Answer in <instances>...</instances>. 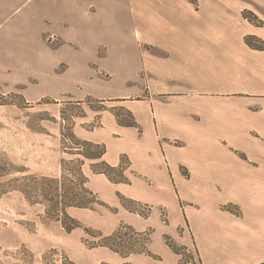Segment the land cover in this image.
Masks as SVG:
<instances>
[{"label": "crops", "instance_id": "obj_1", "mask_svg": "<svg viewBox=\"0 0 264 264\" xmlns=\"http://www.w3.org/2000/svg\"><path fill=\"white\" fill-rule=\"evenodd\" d=\"M245 10L264 21V0H0L8 75L31 68L23 77L37 99L118 103L142 129L119 125L109 110L75 126L79 139L106 146L108 164L128 157L131 183L85 165L88 187L107 206L73 210L104 237L122 224L151 231L157 258L75 242L76 264H175L164 236L180 242L179 231L204 264L264 261V51L245 40L264 41V26L251 25ZM96 117L102 126L88 129ZM120 195L151 206L150 216L127 210Z\"/></svg>", "mask_w": 264, "mask_h": 264}, {"label": "rangeland", "instance_id": "obj_2", "mask_svg": "<svg viewBox=\"0 0 264 264\" xmlns=\"http://www.w3.org/2000/svg\"><path fill=\"white\" fill-rule=\"evenodd\" d=\"M185 1L196 4L199 0ZM248 13L251 11H243V17ZM255 17L256 23L245 19L256 28L263 27L264 21L257 15ZM251 37H255L257 42L262 41L255 35L247 36L245 40ZM139 41L144 49L146 41L142 36ZM6 70L8 71V67H0V103L6 104L0 105V264H76L68 253L72 243L77 242L87 249H94L92 246L99 239L92 237L84 229L67 234L59 222L46 217L45 206H31L16 192L3 194L4 185L10 179L25 175L59 178L62 175V160L70 161L75 157L68 154V151L75 148L66 136L67 129L68 132L72 129L74 131L75 126L84 118H92L95 113L100 112L93 111L87 104V99L80 105L66 103L68 99H37L32 79L27 77L25 81L23 77L30 76L31 68L28 73H21L22 76H10ZM89 104L94 109L100 107L96 103ZM107 105L111 108L118 107L117 111L121 107L118 103ZM83 115L85 116L82 117ZM124 115L129 119L126 113ZM99 122L96 117L85 126L93 129ZM23 169L26 170L25 173L18 172ZM86 169H89V164ZM4 170L14 173L4 177ZM96 209L105 208L97 206ZM69 211L75 219L81 213L73 209ZM164 214L166 213L163 212L162 217ZM179 234L180 242L172 237L182 249V255L175 258V264H204L192 247L185 246L187 240L182 239L183 232L179 231ZM186 237H190L189 232ZM126 238L124 241L127 242L131 239ZM157 247L164 249L165 246L162 242ZM185 247L187 250H183ZM121 263L133 264V260H121Z\"/></svg>", "mask_w": 264, "mask_h": 264}, {"label": "trees", "instance_id": "obj_3", "mask_svg": "<svg viewBox=\"0 0 264 264\" xmlns=\"http://www.w3.org/2000/svg\"><path fill=\"white\" fill-rule=\"evenodd\" d=\"M256 16V15H255ZM253 12L245 14V18L251 23H256ZM259 23V22H258ZM246 43L252 49L264 51V41H258L255 37L247 38ZM5 97V96H4ZM88 105L93 111L103 112L111 111L119 125L124 127H135L141 131V126L136 121L134 115L123 107L108 108L105 103L108 101L98 100L93 97L86 98ZM69 104H82L83 101L67 100ZM89 103H96L100 107L93 108ZM0 105H6L0 103ZM124 112V113H120ZM126 117L129 119L125 118ZM86 115V114H85ZM83 115L82 117H84ZM66 122L65 118H63ZM75 122L73 121V127ZM102 123L99 122L93 127H101ZM67 137L74 145L72 151H68L70 155L75 156L72 160H62V175L58 177H38L36 175H25L8 180L4 185V193H19L31 206L42 205L46 207V217L55 222H59L67 233H72L77 229H84L86 233L94 238L99 239L94 243L92 248L106 247L117 253L122 258H128L133 254H143L146 256L157 258L150 250L149 244L151 242L152 232L139 233L132 227L122 224L118 230L109 237H104L99 231L84 227L77 219H75L69 210L72 209H90L94 210L98 205L107 206L103 203L98 195L94 193L89 187V177L84 172V166L89 164L91 170L95 174L105 175L112 183H125L130 184V179L126 176V171L131 167V162L128 157L121 158L120 165L114 167L103 160L107 148L105 145L96 144L89 141L79 139L73 129L68 132ZM77 159H74L76 158ZM25 169L18 172L25 173ZM14 172L4 170V177H9ZM122 205L130 212L139 214L144 218H148L152 212V207L143 205L134 200L128 199L120 195ZM226 209L235 215H241L240 209L233 205H229ZM163 220L168 223L166 214L163 215ZM130 237V241H124ZM167 246L177 255H182V249L178 246L177 242L170 236H165ZM183 250H187L185 247ZM106 264V263H101ZM264 264V261L259 263Z\"/></svg>", "mask_w": 264, "mask_h": 264}, {"label": "built area", "instance_id": "obj_4", "mask_svg": "<svg viewBox=\"0 0 264 264\" xmlns=\"http://www.w3.org/2000/svg\"><path fill=\"white\" fill-rule=\"evenodd\" d=\"M55 38H56V37H54V36L51 37V38H50V41L54 42V41H55Z\"/></svg>", "mask_w": 264, "mask_h": 264}]
</instances>
